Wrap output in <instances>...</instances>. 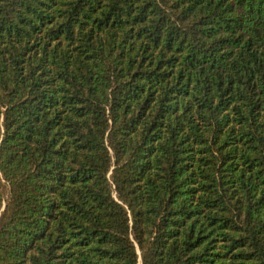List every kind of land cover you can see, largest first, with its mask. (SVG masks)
<instances>
[{
  "label": "trees",
  "instance_id": "trees-1",
  "mask_svg": "<svg viewBox=\"0 0 264 264\" xmlns=\"http://www.w3.org/2000/svg\"><path fill=\"white\" fill-rule=\"evenodd\" d=\"M0 264H264V0H0Z\"/></svg>",
  "mask_w": 264,
  "mask_h": 264
}]
</instances>
